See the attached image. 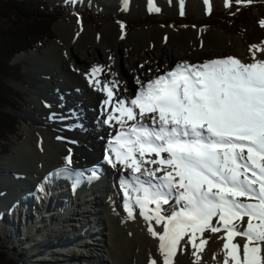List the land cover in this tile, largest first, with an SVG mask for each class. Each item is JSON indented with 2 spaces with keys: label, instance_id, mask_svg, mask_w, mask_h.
I'll return each instance as SVG.
<instances>
[{
  "label": "snow or ice",
  "instance_id": "6c2138e0",
  "mask_svg": "<svg viewBox=\"0 0 264 264\" xmlns=\"http://www.w3.org/2000/svg\"><path fill=\"white\" fill-rule=\"evenodd\" d=\"M203 2L210 11L209 0ZM251 2L236 0L244 6ZM183 4L180 0L181 15ZM260 24L264 27V20ZM251 49L264 52L261 45ZM100 71L93 66L86 74L89 85L106 95L103 124L119 126L110 134L104 159L128 173L122 172L121 184L127 218L136 219L139 209L147 232L158 241L159 259L149 253V264H175L185 237L194 249L193 264H200L208 243L203 234L222 230L223 264H264V60L253 53L251 63L233 56L181 61L167 71L157 68L146 82L137 78L135 95L115 103L120 81H106L101 89L93 79ZM48 118L64 119L55 113ZM64 161L49 176L77 177L76 187L84 173L72 171L71 149ZM96 174L92 169L89 179ZM237 237L244 239L242 246Z\"/></svg>",
  "mask_w": 264,
  "mask_h": 264
},
{
  "label": "bare ground",
  "instance_id": "6f19581e",
  "mask_svg": "<svg viewBox=\"0 0 264 264\" xmlns=\"http://www.w3.org/2000/svg\"><path fill=\"white\" fill-rule=\"evenodd\" d=\"M97 1L109 10L127 7L132 1L138 3V10L148 11L159 3L158 0H153V4L149 0H127V3L124 0ZM166 2L169 5L168 0ZM173 7L172 11L168 8L167 11L177 14ZM79 11L80 8L71 15L73 19L69 17L68 21L60 20L54 24L53 34L58 35L62 43L47 46L40 52L48 58V66L36 68L39 69L35 74L40 86L29 89V92L40 116L47 115L44 118L48 122L45 123L52 125L57 137L62 138L55 140V146L60 148L64 157L71 149L73 163L76 159L78 165V169L72 171L80 170L84 177L73 187L77 177L67 174L49 176V173L64 167L65 161L59 163L58 154L48 151L45 153L47 157H42V165L35 164L33 172L28 171V167L14 163L15 159L23 158L24 154H32L36 159L41 156L43 147L37 137L35 144L22 142L15 147L16 154L4 156L0 163V181L8 184L7 188L12 192L8 203L0 207V231L4 235V245L25 264H145L142 257L149 253L157 254L158 241L147 232L145 221L138 215L139 209H136V219L132 220L127 218L122 207L123 169L113 168L104 159L110 134H114L119 126L114 121L113 127L103 124L106 113L102 101L106 95L102 90H96L95 85H89L86 74L93 66L100 67L101 71L93 79L99 81L101 89L104 82L119 80L120 86L116 89L119 95L114 97L115 103L119 98L130 99L138 88L131 95L126 86L129 83L127 75L123 77L118 73L113 77L112 73H117L112 68L113 58H102L100 53L115 52L116 65L120 49L130 47L125 56L127 66L135 77L138 75L146 82L158 74L157 68L167 71L181 61L194 64L212 53H217L215 58L227 57L231 53H224L234 49L227 45L238 47L240 39L199 27L187 30L163 25L149 26L126 36V29L122 30L117 22L112 21L105 23L100 31L88 25L84 27L78 45L73 41L79 31L76 26ZM122 35L125 36L123 39ZM76 55L83 57L82 61L78 62ZM38 57L35 62L42 63L40 54ZM139 59L141 61L137 62ZM145 66L152 70L143 73ZM60 73L64 74L66 83ZM69 108L73 110V114L69 111L71 115L68 114ZM52 113L64 119L50 120L48 117ZM98 147L101 153L99 161L96 158ZM92 169L97 170L95 179H89ZM123 174L125 177L128 175L127 172ZM12 184H15L14 188ZM4 191L0 189V197ZM220 234L223 237L224 231ZM223 243L224 240L220 239L217 246L221 254ZM190 256L194 262L191 253ZM223 260V257L217 258L216 264H223Z\"/></svg>",
  "mask_w": 264,
  "mask_h": 264
},
{
  "label": "rangeland",
  "instance_id": "374dc122",
  "mask_svg": "<svg viewBox=\"0 0 264 264\" xmlns=\"http://www.w3.org/2000/svg\"><path fill=\"white\" fill-rule=\"evenodd\" d=\"M47 1L66 3L68 9L66 13L61 17L60 19L61 21L64 20L68 21L69 20L68 18L69 17L72 18L71 15L80 8L79 14H76L77 15L76 26L79 28V31L77 35L74 37V41H73L75 44L78 45L81 43L80 35L83 32L84 27L88 25L93 27L94 30L100 31V29L103 27L105 23H109L112 21H114L115 23L119 22L118 23L119 27H121V24H123L124 28L126 29V34H125L126 36H128L132 32L141 31L143 28H147L149 26L163 25L171 28L175 27L178 29H187V30L188 29L197 30L199 27L201 29H206L208 31L209 30L218 31V32L220 31V33H223L225 35L237 36L240 39V45L238 47H235V45L228 44L227 46H230L231 48L234 49L228 50L224 54L231 53L229 56L236 57L244 63H251L253 61V53H255L256 59L264 60V52L256 51L255 49L250 50V46L252 45H261L262 47H264V27H262L260 24V21L264 20V0H252L250 4H247V5H253L256 8H254V10L250 12L248 21L241 26H234L230 24L231 17L239 13L245 7L244 5H237L236 0H228V3L230 5L229 7H225V0H209L211 5L210 11L208 10V6L204 4L203 0H184L183 15H181L180 0H168L169 5L167 4L166 0H158L159 3L157 4V6L149 9L148 11L145 9L138 10V3L133 2L134 3L133 4L131 3L132 1L127 5L128 8L119 6L114 8L113 10H109L106 9V7L97 0H87L91 2V5L93 7H98L101 9V17H99V19L95 21H92L91 23L83 22L82 10L85 8L86 0H76L75 4L68 3L66 2V0H47ZM153 2L154 1L152 0L151 4H153ZM172 6H174L173 12L178 11L177 14H170L168 12L169 10L172 11ZM157 7L160 9L159 12L155 10ZM238 7L239 10H237ZM54 22L52 24H54ZM50 30L52 31L51 26H50ZM60 39L61 38L56 34L53 36V38L50 39L42 38L41 42L39 44L34 45V48L31 51L24 52L22 57L18 58L17 61H14L13 63L19 65L17 79L11 82V85L14 87V91L16 92L15 97L19 102L18 104L19 107L17 109L16 114L19 117L20 123L18 125V130L16 131V133L10 136L9 139L4 143L6 149L0 152V163L3 161L4 156L10 154H16L14 151L15 147L21 145L22 142L27 144H35V140L37 138L41 139V145L43 147V150H41V154H40L41 156H38V158L34 159L32 154L31 155L24 154L23 158L20 159L16 158L14 163L21 165L23 168L28 167L29 168L28 171L33 172V166H35V164L37 166L42 165L43 163L42 157L45 156V153H47V151L53 154H58L57 161L59 163L61 162L63 163L64 161V153L60 150L59 147L55 146L54 143L55 140L57 139V132L53 130L52 125L45 123L48 122L45 120V118H47V115H44L45 118L40 116V110L38 107L34 105V100L32 99L33 101H31L32 95L29 92L31 89L40 86L38 82V76L37 74H35L36 72L39 71V69L36 68L37 67L45 68L48 66V65L46 66V62H48V58L46 56L41 55L40 52L43 49H45L47 46H52L54 44L60 45L62 43ZM129 50L130 47L128 46L122 47V50L120 49V52L117 53L118 63L116 65H114L115 52L113 51L110 52L108 50L103 52L102 54L100 53L99 56L102 58L106 57L107 59H109V57L113 58L112 68L116 69V72L123 77L127 75L130 81L129 80L127 81V83L128 82L129 83L126 86L130 94L132 95V92L137 90L139 85L137 83L138 75L135 77L127 66L125 56H126V52H128ZM39 54L41 59L43 60L42 63L35 62L39 58L38 57ZM216 56L217 53L209 54L208 56H206L200 62L197 63H203L206 60H212ZM82 59L83 57H81L80 55H76V60H78V62L82 61ZM139 61L141 60L140 59L137 60V62ZM170 62L171 61H169L168 63ZM151 70H152L151 68L145 66L143 68V73H146L148 71L150 72ZM60 76L62 77V80L65 82L64 74L60 73ZM59 83L63 84L61 82ZM80 86L81 89H84L83 85ZM60 95L63 96V93L60 92ZM39 99L42 100L41 95H39ZM69 111H72L73 114V110H71L70 108L68 109V114L71 115ZM36 113L39 115H36ZM27 130L29 132H27ZM44 148L46 149V152L44 151ZM89 152H91V150L88 151V153ZM97 152L98 153L96 154V158H98L97 160L99 161L101 156L100 148L97 150ZM26 157H28L29 160ZM71 167L72 169H78L76 159L74 160V163L71 165ZM117 167L120 168V166ZM10 179L12 180L11 177ZM14 185L15 184H12L11 186L14 188ZM0 186H1L0 189L1 188L5 189V191L2 192L3 197H0V207H1V206H5L6 203H8L7 201L9 200V197H11L10 194H12V192L10 191V189L7 188L9 185L3 183L2 181H0ZM202 238L207 239L208 243L204 246V251L200 254L201 256L200 264H216L217 258L219 257L224 258V255L221 254L218 250L219 248H217L218 243H220V239H221L220 232L211 233L209 231H206L203 234ZM187 239L188 237H185V240L181 241V245L184 247V251L181 253V251L178 249L177 256L175 257V264H193V261L191 259L192 257L190 256V253L192 252H189V250L194 251V249L192 248L191 245L189 246L187 245L186 243ZM237 240L243 245L244 243L243 238L237 237ZM197 243H199V240H197ZM0 246L4 247V249H1V251L7 254V261L5 264L7 263L17 264V261L14 259L13 254L7 252L6 246L4 245V235L1 233V231H0ZM187 250L188 252H186ZM214 254H215V258H214ZM152 255H154L157 259H159L156 253ZM142 259L143 261L146 262L145 264H147L149 262L148 261L149 255L143 256ZM81 262L84 263V261ZM100 264H107V263L100 262Z\"/></svg>",
  "mask_w": 264,
  "mask_h": 264
},
{
  "label": "trees",
  "instance_id": "16d2710c",
  "mask_svg": "<svg viewBox=\"0 0 264 264\" xmlns=\"http://www.w3.org/2000/svg\"><path fill=\"white\" fill-rule=\"evenodd\" d=\"M254 8L245 6L231 17L230 24H245ZM67 9L64 3L47 0H0V152L6 149L4 143L16 133L20 123L16 115L19 102L11 85L17 79L19 65L11 63V59L17 53L34 48L42 38H53L50 26ZM83 14V21L91 23L101 17V10L87 3ZM6 261L7 254L0 250V264Z\"/></svg>",
  "mask_w": 264,
  "mask_h": 264
},
{
  "label": "water",
  "instance_id": "95a60500",
  "mask_svg": "<svg viewBox=\"0 0 264 264\" xmlns=\"http://www.w3.org/2000/svg\"><path fill=\"white\" fill-rule=\"evenodd\" d=\"M59 20H60V19H59ZM59 20H57L56 22H58ZM56 22H54V24H55ZM54 24L51 25V29H52V31H53V26H54ZM54 34H55V33H54ZM22 55H23V53H18V54H16V55H14V57H13L12 60H11V62L16 61V60L18 59V57H19V56H22ZM1 249H4V247H3V246H0V250H1ZM6 249H7V252H8V253L14 255V253H13L12 250H10L8 247H6Z\"/></svg>",
  "mask_w": 264,
  "mask_h": 264
}]
</instances>
